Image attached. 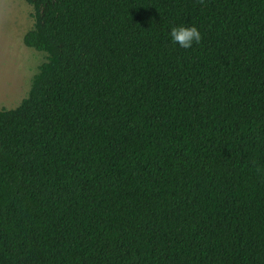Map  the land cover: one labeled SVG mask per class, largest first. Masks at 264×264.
Here are the masks:
<instances>
[{
	"label": "trees",
	"instance_id": "trees-1",
	"mask_svg": "<svg viewBox=\"0 0 264 264\" xmlns=\"http://www.w3.org/2000/svg\"><path fill=\"white\" fill-rule=\"evenodd\" d=\"M24 1L0 264H264V0Z\"/></svg>",
	"mask_w": 264,
	"mask_h": 264
},
{
	"label": "rangeland",
	"instance_id": "rangeland-1",
	"mask_svg": "<svg viewBox=\"0 0 264 264\" xmlns=\"http://www.w3.org/2000/svg\"><path fill=\"white\" fill-rule=\"evenodd\" d=\"M33 14L24 0H0V110L16 109L28 98L32 80L46 60L45 53L24 44Z\"/></svg>",
	"mask_w": 264,
	"mask_h": 264
},
{
	"label": "clouds",
	"instance_id": "clouds-1",
	"mask_svg": "<svg viewBox=\"0 0 264 264\" xmlns=\"http://www.w3.org/2000/svg\"><path fill=\"white\" fill-rule=\"evenodd\" d=\"M173 44H179L181 48H191L194 43H200L202 37L197 27H173L170 33Z\"/></svg>",
	"mask_w": 264,
	"mask_h": 264
},
{
	"label": "crops",
	"instance_id": "crops-1",
	"mask_svg": "<svg viewBox=\"0 0 264 264\" xmlns=\"http://www.w3.org/2000/svg\"><path fill=\"white\" fill-rule=\"evenodd\" d=\"M33 18H34V17H33ZM34 24H35V20H34ZM34 24H33V26H34ZM29 31H30V30H29ZM29 31H28V32H29ZM28 32H27V33H28Z\"/></svg>",
	"mask_w": 264,
	"mask_h": 264
}]
</instances>
